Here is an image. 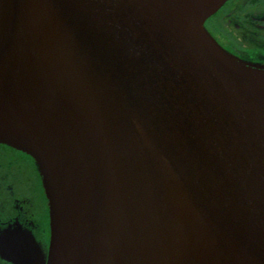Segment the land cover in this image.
I'll list each match as a JSON object with an SVG mask.
<instances>
[{
    "label": "water",
    "instance_id": "95a60500",
    "mask_svg": "<svg viewBox=\"0 0 264 264\" xmlns=\"http://www.w3.org/2000/svg\"><path fill=\"white\" fill-rule=\"evenodd\" d=\"M227 0H0V143L30 156L47 264H264V67Z\"/></svg>",
    "mask_w": 264,
    "mask_h": 264
},
{
    "label": "flooded vegetation",
    "instance_id": "af4514ba",
    "mask_svg": "<svg viewBox=\"0 0 264 264\" xmlns=\"http://www.w3.org/2000/svg\"><path fill=\"white\" fill-rule=\"evenodd\" d=\"M203 26L227 52L264 67V0H227ZM49 246V209L36 164L0 143V264H47Z\"/></svg>",
    "mask_w": 264,
    "mask_h": 264
},
{
    "label": "rangeland",
    "instance_id": "374dc122",
    "mask_svg": "<svg viewBox=\"0 0 264 264\" xmlns=\"http://www.w3.org/2000/svg\"><path fill=\"white\" fill-rule=\"evenodd\" d=\"M32 182H33V181H32ZM33 187H34V190L36 191V189H37V187H38V184H37V181H36V180H34V185H33ZM35 196H37L36 193H35ZM38 219L40 220V222L43 221V217H42L41 212H40V217H38Z\"/></svg>",
    "mask_w": 264,
    "mask_h": 264
}]
</instances>
